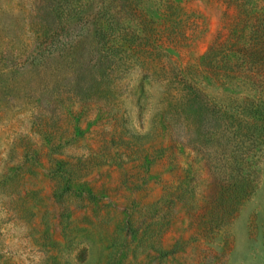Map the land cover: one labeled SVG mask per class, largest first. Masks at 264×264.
Instances as JSON below:
<instances>
[{"label": "rangeland", "instance_id": "1", "mask_svg": "<svg viewBox=\"0 0 264 264\" xmlns=\"http://www.w3.org/2000/svg\"><path fill=\"white\" fill-rule=\"evenodd\" d=\"M238 1L0 0V264H264Z\"/></svg>", "mask_w": 264, "mask_h": 264}, {"label": "trees", "instance_id": "2", "mask_svg": "<svg viewBox=\"0 0 264 264\" xmlns=\"http://www.w3.org/2000/svg\"><path fill=\"white\" fill-rule=\"evenodd\" d=\"M237 1V3H236ZM228 2L230 3H236L237 5V9L239 11L240 14H245L246 13V3H243V2H240L238 0H228ZM246 2H250V0H246ZM262 3H257V9L259 10H264V0H261ZM236 24H232V27H235ZM223 46H225V43L220 42L216 47H214V49H218V48H222ZM247 48L245 47H241L239 46L238 49H235V50H231L228 48V47H224L222 48L221 50H224L225 54H229L230 56H233L232 59H235V63L238 65L237 67V70H239L240 67H246L248 65H250L251 63L254 65V68H256V71L254 73H252L250 76H249V80H250V83H254L255 82V76L254 74L261 68H264V56H262V52L260 53V55L258 56V59L256 58V54L255 52L254 53H251V54H248L247 53ZM233 61V60H232ZM259 61H262V63H260ZM236 70V72H237ZM263 88H264V84H263Z\"/></svg>", "mask_w": 264, "mask_h": 264}]
</instances>
